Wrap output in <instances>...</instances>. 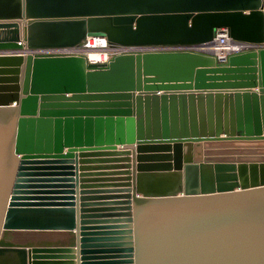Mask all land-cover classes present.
<instances>
[{"label": "water", "instance_id": "1", "mask_svg": "<svg viewBox=\"0 0 264 264\" xmlns=\"http://www.w3.org/2000/svg\"><path fill=\"white\" fill-rule=\"evenodd\" d=\"M220 28L264 0H0V264H264V47Z\"/></svg>", "mask_w": 264, "mask_h": 264}, {"label": "built area", "instance_id": "2", "mask_svg": "<svg viewBox=\"0 0 264 264\" xmlns=\"http://www.w3.org/2000/svg\"><path fill=\"white\" fill-rule=\"evenodd\" d=\"M93 38H102V37H89L85 41H83L82 44L77 48L56 50L54 51V53L60 55H83L87 58L86 56L87 46ZM105 47L107 51H105L104 54H101V56L103 57V61H92L89 60L88 58L87 61L93 64H104L117 54L127 53V52H142L145 50H156L155 48L144 49V48L111 47L107 43V41ZM259 47H264V44L253 45V44H246V43L233 41L229 37L227 29L220 28L216 30L215 37L212 42H210L207 45H202L191 49L193 51H199L202 53L213 55L217 59V61L223 63L226 62L227 57L231 54H236L241 51L249 50V49H257Z\"/></svg>", "mask_w": 264, "mask_h": 264}, {"label": "bare ground", "instance_id": "3", "mask_svg": "<svg viewBox=\"0 0 264 264\" xmlns=\"http://www.w3.org/2000/svg\"><path fill=\"white\" fill-rule=\"evenodd\" d=\"M105 44V38H93L87 46V58L92 61H103L101 54L107 51Z\"/></svg>", "mask_w": 264, "mask_h": 264}]
</instances>
